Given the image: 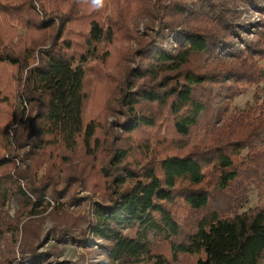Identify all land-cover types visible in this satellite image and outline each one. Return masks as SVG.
<instances>
[{"label": "trees", "instance_id": "obj_1", "mask_svg": "<svg viewBox=\"0 0 264 264\" xmlns=\"http://www.w3.org/2000/svg\"><path fill=\"white\" fill-rule=\"evenodd\" d=\"M258 1L90 0L89 10V0H0V207L9 197L19 203L14 218L0 224V242L4 232L14 240L27 215L22 252L43 264L47 254L31 244L39 233L34 218L48 207L44 200L67 193L77 200L70 188L81 182L100 200L78 243L101 241L110 264H264V207L241 211L243 182L264 169V99L232 112L227 102L218 112L211 101L231 97L242 80L261 78L254 57L264 56V32L243 49L223 46L236 27L230 4ZM83 17L86 28L70 27ZM12 24L50 30L47 43H22ZM138 24L152 34L129 51L131 64L113 80L109 108L119 132L102 131L84 112L87 67L103 63ZM167 31L174 33L172 49L162 44ZM221 48L232 54L221 58ZM229 78L235 84H223ZM13 93L25 109H11ZM211 106L215 118L202 121ZM68 167L74 170L64 174ZM89 170L98 176L89 178ZM48 234L63 241L68 232Z\"/></svg>", "mask_w": 264, "mask_h": 264}, {"label": "rangeland", "instance_id": "obj_2", "mask_svg": "<svg viewBox=\"0 0 264 264\" xmlns=\"http://www.w3.org/2000/svg\"><path fill=\"white\" fill-rule=\"evenodd\" d=\"M87 4L89 5L90 10L92 5L90 0ZM48 6H52V3L49 1ZM230 6L237 13V17L235 19L236 27L232 35L231 43L229 42L223 46L229 47L231 50L236 47L243 49V42L254 40L258 37V32H264V0L258 1L254 4L240 5L238 7H234L235 5L231 3ZM86 7L88 6L86 5ZM58 9L61 12H64L66 6L59 7ZM109 13L110 10H106L104 15H109ZM85 20V17L75 20L73 25L70 27L74 30H83L86 28L84 22ZM7 25L8 24H5V22H1V30H7ZM11 26L12 27H10L9 30L14 31V36L17 35L18 39H20V41L24 44H28L33 39H38L47 43V32H50V30L46 32L35 30L34 28H23L15 24H12ZM136 29L137 31H133L135 33L130 36L126 35L123 40H120V43H116L112 46L113 48H110V54L103 63L94 66L91 64L90 67H87L88 77L86 80V91L88 98L85 103L84 112L89 118H94L100 122L102 131L112 130L116 133L119 132L117 127L112 126L113 121L118 118V116L115 115V113H113L109 108V99L112 95V87L114 86L113 80L118 79L124 68L131 64L132 61L128 57L129 51L135 48L138 42L147 39L152 34L150 31H148V33H141L143 30L141 24H138ZM173 34V32L167 31L162 38V44L167 49H172L173 47ZM16 42L17 37L12 39V43ZM1 46L8 45L4 40H2ZM121 46L125 50V53L128 52L124 58L121 56L122 53L119 50H116L117 47ZM105 48H107V46H105ZM219 52L221 54L219 55L221 58H228L232 54L225 53L222 48ZM254 60L256 61L255 65L257 64L256 66L261 72V78L258 80L257 76H255L253 83L242 80L240 83L235 84L229 83L233 81L230 77L229 80L225 81L226 83L223 84H235V86H237L234 89L235 93L231 97L224 95L222 97L219 96L218 98H211L212 103L215 104V109L219 107L218 112H220V110L224 107V102L228 103L229 111L232 112L241 110L245 108L246 105L254 107L262 101V99H264V56L255 55ZM98 62L100 63V61H97L96 63L98 64ZM11 86L12 88H15V84L13 82H11ZM217 91L218 86L215 85V89L214 91L212 89V92L215 94ZM16 103L19 104L17 102L16 95L13 93V103L11 105V109L16 110L17 106L19 110L23 108L25 109V105H16ZM2 108L6 109V106H3ZM211 109L212 106L205 114L202 115V121L207 119L212 120L215 118ZM10 112L12 111L10 110ZM3 118L1 119V122L4 121ZM199 126H201V124ZM158 132L163 136H169L168 129L161 128ZM162 140L165 144L170 142L168 139ZM23 150H25V148L17 150L18 154H21ZM79 154L80 152H76L73 155V163H76L74 168L77 170H80ZM16 165L23 166V163L18 160ZM43 165L45 166V164ZM72 170L74 169L68 167L64 174L70 173ZM87 170L88 166L83 174H85ZM43 171L44 167L42 166L36 174L40 176ZM87 176L89 178L97 177L98 174L96 173V170H89ZM98 184H102V179L98 180ZM242 185L244 194L247 196V203L241 211L255 206L264 207V169L259 179H249L243 182ZM71 190L77 200L69 201V193L61 197H56L55 199L49 198V201L44 200V203L47 201L48 207H46L45 212H42L43 214H38L34 218L36 219L35 224H38L39 227L38 238L34 241L33 239L29 241H33L31 244H36V242H38L36 247L37 253L47 254L46 256L44 255L43 260H41V263L43 264H110V261L105 258L103 250L100 247L101 241L89 240L88 243H85V241L78 243L80 241L82 231L85 236L88 235V227L86 224L87 222L93 220L94 203L99 202L100 200L99 191L95 189L94 192H92L88 188L84 187V184L81 182L76 183L74 186L72 185L70 191ZM18 208V201L14 197H9L3 206L0 207V224L8 221V219H13L18 211ZM48 211L49 213H47ZM178 212L180 216H184L186 213V211L182 208L179 209ZM27 218V215H23L20 218V222L17 226L18 230L15 233L14 240L8 237L7 233L4 232L3 239L0 242L1 263L5 264L6 261L10 259L13 264H33L29 254L27 252H22L23 239L20 237V226ZM52 229H56V231L58 229H66L68 234L63 235V241L56 240L49 234L44 238L45 233H48L49 230ZM187 259L188 258H185L184 256L181 258V262H184ZM262 262L264 263V258Z\"/></svg>", "mask_w": 264, "mask_h": 264}, {"label": "clouds", "instance_id": "obj_3", "mask_svg": "<svg viewBox=\"0 0 264 264\" xmlns=\"http://www.w3.org/2000/svg\"><path fill=\"white\" fill-rule=\"evenodd\" d=\"M93 3L99 5L101 3V0H93Z\"/></svg>", "mask_w": 264, "mask_h": 264}]
</instances>
